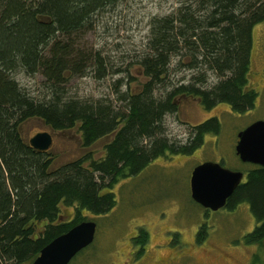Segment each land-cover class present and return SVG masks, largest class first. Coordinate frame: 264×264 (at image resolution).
Listing matches in <instances>:
<instances>
[{
  "label": "trees",
  "instance_id": "1",
  "mask_svg": "<svg viewBox=\"0 0 264 264\" xmlns=\"http://www.w3.org/2000/svg\"><path fill=\"white\" fill-rule=\"evenodd\" d=\"M119 1L0 0V264H31L45 245L82 221V211L105 215L114 209L115 197L106 188L137 176L166 150L191 153L202 134L219 132L211 120L190 131L184 142L169 139L165 118L174 114L176 96H200L205 106L229 104L237 113L253 106L254 95L243 88L252 30L264 22V0H175V9L151 20L145 51L134 60L129 53V63L150 78L132 95L123 83L128 69L123 62L105 58L100 50L73 49L74 38L112 14ZM67 72L88 73L95 80L121 78L111 84L110 95L79 99L62 88ZM19 74L40 75L41 95L23 88L15 79ZM31 118L56 130L81 124L87 143L117 124L122 128L104 161L92 162L89 169L80 163L52 169L49 156L28 147L19 134V126ZM242 203L256 223L242 242L261 248L264 169L250 170L224 209L232 212ZM60 205L77 206L71 225H52ZM42 221L49 224L36 236ZM205 229L199 228L196 244L205 240ZM252 260L260 263L256 254Z\"/></svg>",
  "mask_w": 264,
  "mask_h": 264
},
{
  "label": "rangeland",
  "instance_id": "2",
  "mask_svg": "<svg viewBox=\"0 0 264 264\" xmlns=\"http://www.w3.org/2000/svg\"><path fill=\"white\" fill-rule=\"evenodd\" d=\"M175 3V0H120L112 14L106 13L101 19L97 18L90 31L74 38L73 49L76 52L100 50L105 58L109 56L115 63L123 62L126 68L129 67L127 73L132 77V91H135L144 78L140 76L137 64L129 66V53L132 52L134 60L135 56L145 51L151 20L169 14L176 8ZM251 65L252 79L255 80L257 72L263 77L252 87L258 93L255 108L238 115L229 114L224 105L217 107L213 114L221 120L219 137L209 138L207 144L192 156L168 159H176L174 164H167L168 160L158 158L138 176L132 177V181L120 183L113 212L106 219L96 220L99 227L92 248L71 264H85L83 260L89 256L93 258V264H117L122 259L120 255L126 252V237L138 225L144 226L150 236L148 245L154 248L146 264H252L255 254L259 256L258 264H264V244L259 248L242 242L256 225L249 205L242 203L232 212L220 209L207 214L191 200L189 188V174L201 161L222 163L229 170L240 168L242 164L233 148L238 132L255 121H264V22L255 25L252 30ZM86 75L88 77L65 73L66 81L62 83V88L66 96L99 99L110 95L111 84L121 78L120 75L113 78L108 75L104 80H95L88 73ZM15 79L37 96L44 91V80L40 75L28 78L19 74ZM181 105L176 119L171 116L165 118L171 140L186 138L187 128L180 124L181 121L191 123L200 117L201 109L192 100H183ZM41 129V122L35 119L22 127L27 137H32ZM54 147L55 156L59 157L56 165L76 159L83 153L75 139L70 140L67 135L57 137ZM61 211L62 215L71 212L63 207ZM202 225L206 226V238L201 244H196L195 238ZM134 230L137 231L136 228Z\"/></svg>",
  "mask_w": 264,
  "mask_h": 264
},
{
  "label": "flooded vegetation",
  "instance_id": "3",
  "mask_svg": "<svg viewBox=\"0 0 264 264\" xmlns=\"http://www.w3.org/2000/svg\"><path fill=\"white\" fill-rule=\"evenodd\" d=\"M250 65H251V60H250V63H249L248 71L246 73V85L244 86L243 90H244L245 93H250L251 95H254L253 106H252L251 109H247L243 113H237V112L233 111L232 107L229 104L221 103V104H213V105L205 106L203 103H201L202 98L200 96L195 97V96H193L191 94H180V95L176 96L172 100V103L175 106L174 114L171 116V117H173V119L177 118L179 110H181V106H182L181 102L183 100H186V99L192 100L201 109L200 110L201 111L200 112V117L198 118V120H193V122H191V123L187 122V121H181L180 122V124L182 126L187 128V132L188 133L190 131H193V129L197 128L198 126H200V125H202V124H204V123H206L208 121H211V120H215L217 122V124L219 125V132L217 134H213L212 131H209V132H206V133L202 134L201 141L199 143V147L195 148L191 153H186V154L185 153H181V152L180 153H171V152L166 150V151H164L163 154H161V155L157 156L156 158L152 159L148 163V165L150 163H152L154 160L158 159V158H163L166 161V160H168V159H170L171 157H174V156H192L195 153V151H197L202 146L207 144V140H209V138L216 139L217 137H219L220 134H221V120H220L219 117H217V116H215L213 114L214 109H216L217 107L224 105V106H226L229 109V111H230L229 114L230 113H235V114H238V115H243L246 112L254 109L256 101L258 99V93L252 87L257 85V82L260 81L263 77H261L258 74V72H257V74H256V78L257 79L255 78V80H253L252 79V77H253L252 76V65H251V67H250ZM129 66H132V64H130ZM127 68H129V67H127ZM139 69L141 71L140 76H142L144 78V81L138 86L137 90H135V91L134 90L132 91V86H131L132 77H130V75L127 73L128 69L126 71L127 76L125 78V82L124 81L123 82L126 83V85L128 83L127 88L129 89V92H130L131 95H132V92H134V93L137 92L141 88V85H143L144 83H147L150 80V78H147L146 76H144L141 67H139ZM259 73H261V72L259 71ZM125 89H126V87H125ZM204 117H206V118H204ZM33 119L39 120L41 122L42 126H43V129L39 130L38 132H35L32 137H27L24 134V132L22 130V127H23V125L26 122H28L30 120H33ZM247 127H245V128H247ZM121 128H122V124L121 123L117 124L114 130H111V131L105 133L102 136L96 137V138L92 139L91 141H89L87 143V141H85V138H84L83 130L81 129V124H76V125H74L72 127L56 130V129L51 128V126L47 125L40 118H31V119L26 120L25 122H23L19 126V134H20V136L22 138L23 143L26 144L28 147L32 148L34 151H37V152H40V153H43V154H47L49 156V158L52 160V166H53L52 169L56 168L58 166H61L63 164H70V163H80V164H82L83 167L85 166L87 169H89L88 166L92 162H98L99 163V162H102V161H104L106 159L107 148H108V146L111 143H113L115 141L116 135H117V133L119 132V130ZM244 129H242V130H244ZM240 132H238V134ZM37 134H46V135H48L50 137V144H49L47 149L40 151V150H36V149H34L32 147V145L30 143V140L34 136H36ZM238 134H237V136H238ZM64 135H67L70 140L71 139H75V142L77 143V146L79 147V150L83 151V153L79 157H77L76 159L69 160V161L64 162L63 164H59V165L57 164L56 165V163L58 162L59 157L55 156V147H54L55 139L57 137L64 136ZM187 136H188V134H187ZM187 136H186V138H187ZM186 138H183V140H178V139H176V140L184 142ZM205 139H206V143H205ZM237 141H238V137L235 138V145H233L234 152H235V147H236ZM100 143L102 145H100L99 150H96V147ZM235 155H236V153H235ZM237 158L240 161L238 156H237ZM190 160H192V158H190ZM168 162H166V163L167 164H170V163L174 164V163H176V159L168 160ZM206 162H210V161H201V163L196 165L195 167H197V166H199V165H201L203 163H206ZM212 163H214V162H212ZM240 163L242 164V166L240 168H236L235 170H231V171L240 172L242 174V179H241L240 184H242L243 182L246 181L248 172L250 170H256L258 168H262L260 166H256V165H252V164H248V163H242L241 161H240ZM217 164H219V165H221L223 167L222 163H217ZM195 167L192 168V170H191V172L189 174V181H190L191 173H192V171H193V169ZM262 169H264V168H262ZM134 177H136V176H134ZM126 181L127 182L128 181H132V178H130V179H120L117 183H115L113 185L112 188H109V189L106 188L107 190H105V192L112 193L114 195L116 204H117L116 196H118L117 190H119L118 186L120 185V183H122V182L124 183ZM226 204H227V202H226ZM62 207L65 208L66 210L69 209V211H71V212H67V213L65 212V215L64 214L62 215V211H61ZM115 207H116V205H115ZM59 208H60V212L58 214V217H57L56 221L54 223H52V225H59V224L71 225L74 222V220L76 219V216H77V206L76 205H72V206H69V207H65L63 205H60ZM113 210H111L108 214H105V215H91L89 212H86V211H82L81 212V216L83 218L82 221H80V222H78L76 224H73L65 233H67L70 229H72L73 227H75V226H77V225H79L81 223H94V225H95L94 237H93L92 243L90 245H88L85 249L80 251L75 257H73L72 260L69 262V264H71V262L75 261L79 256H81L82 254H84L85 252H87L88 250H90L92 248V245L95 243L96 234L98 232V227H99L97 225L96 220H98V219L99 220L100 219L101 220L106 219V217H108L109 214H111L113 212ZM203 210L206 213L209 212L208 210H205V209H203ZM48 224H49V222H47V221H42V222L37 223L35 235L36 236L38 234L40 235L45 230L44 228ZM143 227L144 226H142V225H138V227H134L132 234H130V236L128 235L126 237L125 245H126L127 249H126V252L124 254L120 255L122 257V259L117 264H146L148 259H151V255H152V252H153L154 248H152V247H150L148 245V244H150V236L148 235L147 231ZM135 228H136L137 231L134 230ZM65 233H63V234H65ZM92 259L93 258L91 256H89V257L84 258L83 261L85 262V264H87V263L93 264L94 262H91Z\"/></svg>",
  "mask_w": 264,
  "mask_h": 264
},
{
  "label": "water",
  "instance_id": "4",
  "mask_svg": "<svg viewBox=\"0 0 264 264\" xmlns=\"http://www.w3.org/2000/svg\"><path fill=\"white\" fill-rule=\"evenodd\" d=\"M235 153L242 163L264 168V121H256L238 134ZM30 143L36 150H45L50 137L37 134ZM242 174L223 168L212 162L195 167L191 173L189 187L191 200L208 211L223 209L228 198L240 184ZM94 223H81L62 234L39 252L31 264H69L73 257L93 241Z\"/></svg>",
  "mask_w": 264,
  "mask_h": 264
}]
</instances>
